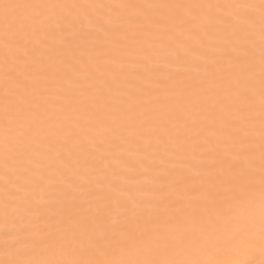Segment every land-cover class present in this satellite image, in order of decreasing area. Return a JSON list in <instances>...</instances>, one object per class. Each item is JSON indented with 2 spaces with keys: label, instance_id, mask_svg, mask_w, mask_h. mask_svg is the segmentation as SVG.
Masks as SVG:
<instances>
[{
  "label": "snow or ice",
  "instance_id": "obj_1",
  "mask_svg": "<svg viewBox=\"0 0 264 264\" xmlns=\"http://www.w3.org/2000/svg\"><path fill=\"white\" fill-rule=\"evenodd\" d=\"M0 264H264V0H0Z\"/></svg>",
  "mask_w": 264,
  "mask_h": 264
},
{
  "label": "bare ground",
  "instance_id": "obj_2",
  "mask_svg": "<svg viewBox=\"0 0 264 264\" xmlns=\"http://www.w3.org/2000/svg\"><path fill=\"white\" fill-rule=\"evenodd\" d=\"M213 2H215V0H213Z\"/></svg>",
  "mask_w": 264,
  "mask_h": 264
}]
</instances>
